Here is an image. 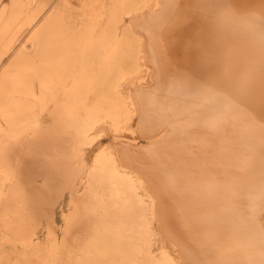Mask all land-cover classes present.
Returning <instances> with one entry per match:
<instances>
[{"label":"bare ground","instance_id":"bare-ground-1","mask_svg":"<svg viewBox=\"0 0 264 264\" xmlns=\"http://www.w3.org/2000/svg\"><path fill=\"white\" fill-rule=\"evenodd\" d=\"M43 1L11 0L1 9L10 7V17L0 20V60L27 32L0 71V210L10 206L13 222L0 234L20 245L15 264H65L68 258L73 264H186L185 258L192 264H252V256L264 255V224L255 212L264 204V176L253 172L245 148L235 149L234 121L225 106L212 111L215 117L195 149L182 143L200 137L197 125L175 119L168 127L174 135L164 144L176 169L168 190L157 178L168 196L163 201L175 200L173 205L168 199V211L159 206L163 189L151 182L163 176L155 166L153 176L140 164L145 159L135 143L121 153L106 145L90 163L84 158L104 128L118 137L135 124L145 131L154 99L137 93L135 79L158 59L137 27L158 32L147 18L165 0H79L75 6L61 0L47 8ZM240 32L241 47L251 33ZM237 51L233 77L239 71L242 77L252 68L253 51ZM59 95L62 111L49 118L48 106ZM169 96L172 110L189 107L180 104L175 90ZM147 133L151 140L153 132ZM182 161L186 179L179 186ZM193 178L200 181L198 195ZM66 193L68 211L58 229L54 209ZM42 221L52 248L34 261L26 253L37 251L29 240Z\"/></svg>","mask_w":264,"mask_h":264},{"label":"rangeland","instance_id":"rangeland-1","mask_svg":"<svg viewBox=\"0 0 264 264\" xmlns=\"http://www.w3.org/2000/svg\"><path fill=\"white\" fill-rule=\"evenodd\" d=\"M60 1L44 0L43 5L45 4V8H47L55 6ZM70 1L74 6L80 3L79 0ZM7 5H11V0H0V20L6 16L10 17V7L4 12L1 10ZM155 7L152 6L153 12L148 14L147 21L154 27L156 26L158 32L154 30L148 32L137 27V33L142 38H146V40L143 39L144 42H149V46L156 47V49L153 48L158 59L155 64L147 63L145 69L143 68L140 75L135 79L137 93L141 94L143 91L147 98L154 99L153 104H151L150 117L145 122L144 130L146 132H143L140 126L135 124L132 131L124 130L125 134L120 132L118 137L114 136L111 130L104 128L105 131L104 129L98 131L100 136L91 146L92 148L90 147L86 151L84 158L90 163L97 152L106 145L111 146L110 148L113 146L121 153L124 145H128L130 142L133 145L136 144L140 149L139 155L145 159L144 161L140 160V164H145L149 168L150 175L154 172L151 165L155 166V171L163 176L162 181V177L156 175L155 177L153 174L155 181H151L153 177L151 176L150 180L147 178V182H156L155 186L159 185V191L163 189L160 193V195L163 194L162 197L160 196L162 203L158 204L159 206L165 205V210H167V207L171 206L172 208L175 200L168 198L172 200L173 205L168 199L163 201V197L166 196L165 198H167L168 196L160 183L157 184V178L165 184V188L168 190L166 184L171 181V173L176 168L174 169L169 164L167 159L169 154L166 152L164 142H169L173 138L174 134L168 127L175 124V119L186 125H197L196 128H194L195 126L193 128L199 131L200 137L192 139L191 142H187L188 144L182 143V145L194 148L196 141L204 139L202 133L205 132L207 125L210 126L215 117L212 111L225 106L224 108L230 111L234 121V129L236 130L233 132L235 149L245 148V153L251 158L253 172L256 175L264 176V0H165L162 10H155ZM135 22L137 23V17ZM237 31H241L240 33L243 35L247 31L251 33V37L241 47L238 44ZM149 35L153 37L150 41ZM154 35H158L157 38ZM26 36V30H22L12 46L14 49L2 56L0 71L8 64L13 51L25 43ZM235 49L238 50V53L245 54H248L250 49L253 51V56L250 57L249 61V66L252 65V68L247 75L242 77L240 71L233 77ZM146 57L145 60L147 61L148 57ZM174 90L179 96L180 104L187 103L189 107L180 111L174 109L173 111L172 107H169V92ZM63 99V95H59L48 106L49 118H54L61 113L60 104ZM165 108L170 109L171 112H163ZM185 109L187 110L184 111ZM196 110H199L201 114L197 113ZM202 117L203 120L201 121ZM195 120H197V124H194ZM229 127V124L224 125V128ZM165 129L168 131L166 132ZM106 131L107 135L105 134ZM175 131L179 135L182 133V130L177 128ZM227 131L229 132V129ZM147 132H153L149 136H152L151 140H148ZM178 168L177 185L182 186L186 179L183 176L184 161L180 162ZM149 171L146 172L149 173ZM192 177H196L193 171ZM144 178L146 179L145 176ZM194 178L192 179V188L195 194L200 190V181L196 182ZM151 182H149V186ZM68 199L69 194L66 193L62 198L61 206H56L54 209L53 219L58 229L63 225V211H68ZM256 211L260 212V219L264 224V204L263 207L255 209ZM11 214L10 206L0 210V233H5L7 226H13ZM2 237L3 235L0 234V264H15L22 249L19 244L4 241ZM29 242L38 245V249L35 252L26 253L27 257L34 261H40L45 256V251L52 248L45 221L36 227L35 234ZM167 242L168 247L175 254L179 253L176 243L173 242V244L172 241L169 242L168 240ZM251 260L252 264H264V255L259 259L252 256ZM184 261L186 264H192L187 258ZM65 264H73L72 258H68Z\"/></svg>","mask_w":264,"mask_h":264}]
</instances>
